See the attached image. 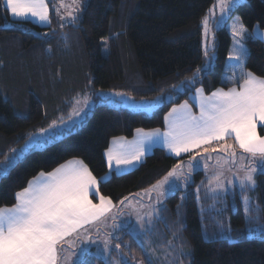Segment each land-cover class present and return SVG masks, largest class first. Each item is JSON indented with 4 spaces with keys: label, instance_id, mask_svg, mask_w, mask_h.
I'll return each mask as SVG.
<instances>
[{
    "label": "trees",
    "instance_id": "obj_1",
    "mask_svg": "<svg viewBox=\"0 0 264 264\" xmlns=\"http://www.w3.org/2000/svg\"><path fill=\"white\" fill-rule=\"evenodd\" d=\"M215 1L82 0L77 24L60 28L51 13L50 29L11 20L0 0V160L10 149L22 147L29 134L67 119L77 95L89 93L95 103L71 134L33 148L0 178V207L14 204L15 193L39 172H49L69 159L83 160L99 180L108 172L103 153L112 138H130L137 128L162 129L165 114L172 106L189 101L190 93L166 101L152 115L100 102L92 93L153 100L190 77L204 62L201 19ZM231 16L241 17L249 31L256 25L264 31V0H245ZM103 39L107 56L102 53ZM216 43L215 68L195 86L207 94L230 86L222 83L231 45L226 26L216 33ZM246 45L250 50L246 70L264 76V43L249 40ZM188 159L189 155L173 158L155 148L137 168L121 175L111 173L109 182L100 184V194L118 206L122 199L147 190ZM255 178L254 190L243 193L250 201L253 228L264 225V174ZM202 181L207 184L203 171L194 173L193 183L170 194L158 211L154 230L164 231L159 236L160 246L167 251L165 264L176 257V264H264V240L241 235L248 225L239 187L221 201L212 199L205 186L197 199L195 189ZM181 194H186L183 203ZM218 221L225 228L230 224L231 242L218 238ZM155 234L148 236L154 250L162 252ZM118 235L116 242L131 245L130 252L124 249L127 257L146 264L141 245L127 234ZM117 251L113 250V257L120 259Z\"/></svg>",
    "mask_w": 264,
    "mask_h": 264
},
{
    "label": "snow or ice",
    "instance_id": "obj_2",
    "mask_svg": "<svg viewBox=\"0 0 264 264\" xmlns=\"http://www.w3.org/2000/svg\"><path fill=\"white\" fill-rule=\"evenodd\" d=\"M74 3L77 7L66 13L67 18L60 14L54 0H6V10L21 22L35 19L51 29L49 5L52 4L51 12L58 17V26L63 28L75 25L80 20L77 14L81 11L80 0H74ZM217 3L219 15L209 9L201 19L203 65L190 77L172 85L169 92H162L155 97L152 102L134 105L137 111L150 113L158 105L170 102L177 95L190 93L199 109L198 114L192 111L188 101H184L172 107L164 116V130L154 128L145 131L137 128L133 140L128 141L123 137L114 140L113 144L118 147L115 150L109 148L105 153L108 167L113 169L115 164L114 171L117 175L124 174L129 165L139 161L156 146L167 148L169 153L177 157L189 154L187 165L183 162L176 164L162 180L152 186L151 190L157 193V203L161 205L167 194H174L190 186L193 171L200 167L197 157L207 160L210 157L204 155L206 153H228L231 159L225 160L224 164H234L236 146L242 153L248 154V157L241 156V160L246 163L238 166L233 179H222L223 164L218 161L221 171L214 173V184L209 181V191L214 200L222 201L230 191L235 193L237 185L243 196L245 191L256 187V175L264 174V135L258 133V125L264 130V76H257L246 70L250 55L246 42H264V31L260 30L259 25L249 31L241 17L231 16L242 0H217ZM230 19L233 22L228 25L227 21ZM225 26L230 28L233 44L224 63L222 83L233 86L227 91L218 88L210 95H205L202 87L195 86L201 82L202 76L214 70L216 33ZM47 35L48 33H44V36ZM92 95L97 96L100 102L116 104L121 102L116 98L125 94L115 93L114 97H109L94 92ZM89 102L90 97L87 95L82 104L80 100L75 101L81 106L72 115L79 119L72 120L71 124L64 121L60 124L53 123L49 128L41 129L39 134H29L20 149L12 148L4 153L0 160V178L6 177L33 148L41 147L65 133L71 134V130L87 117ZM19 115L24 118L23 114ZM226 137L233 138L235 145L224 143L219 149L212 146L213 142L225 141ZM257 157L258 159H254ZM227 170L230 172L231 167ZM110 179L111 175L106 174L98 180L81 159L69 160L51 172H39L28 181L26 187L15 193L14 204L0 207V264H126L125 257L128 253L124 249L130 252L131 245L125 242L122 246L116 242L120 240L118 233L127 234L138 242L141 251L146 253V264H152L151 243L146 238L153 228V213L136 212L135 222L118 219L122 215L120 210L112 214L115 207L113 201L100 194V184L107 183ZM196 191L199 199L200 186H197ZM90 196L98 198L99 203H94ZM185 198L186 194H182V203ZM127 200L128 197H125L119 203L123 205ZM243 201L248 227L241 235L264 240V225L251 227L249 198L243 196ZM129 206L131 207L130 202ZM181 206L182 204L177 206L178 213ZM108 219L111 220V231H106L103 236L98 228L94 235L86 227L97 222L104 223ZM217 223L221 228L218 238L231 242L230 224L225 228L222 222ZM114 249L119 250L116 252V256L120 257L118 261L113 257Z\"/></svg>",
    "mask_w": 264,
    "mask_h": 264
},
{
    "label": "rangeland",
    "instance_id": "obj_3",
    "mask_svg": "<svg viewBox=\"0 0 264 264\" xmlns=\"http://www.w3.org/2000/svg\"><path fill=\"white\" fill-rule=\"evenodd\" d=\"M245 0H242V3L244 2ZM241 3V4H242ZM74 4V2L73 1H69V4L68 3H66L64 6V15H65V17L67 18V16H66V13L68 12V11H70L71 10V7H72V5ZM80 4H82V0H80ZM209 9H212L213 11H215L216 12V14L217 15H219V8H218V3H217V0L215 1V3L209 8ZM209 11V10H208ZM57 21H58V17H57ZM102 42H103V48H102V53H103V56H107V54H108V48H107V45H106V40L105 39H103L102 40ZM201 47H202V36H201ZM105 49H107V51L105 50ZM102 93V92H101ZM111 94H115V93H113V92H110ZM105 96V95H104ZM77 98V97H76ZM76 98H74L73 99V101H72V106H71V109H72V112H71V115L70 116H68V118L67 119H65V120H63L64 122H66V123H68V124H71V122H72V120H74V119H79L78 117H75V116H73L72 114H73V112L77 109V108H79L80 106L79 105H77L76 103H75V101L76 100H78V99H76ZM116 99H120L121 100V102L120 103H116L117 105H121V106H123V107H126V108H128V109H130V110H132V111H137L136 109H135V107H134V105H140V104H144V103H149V102H152L153 100H135V99H133L132 97H130L129 95H123L122 97H119V98H116ZM168 102V101H167ZM162 104H160V105H158L154 110H156L158 107H160ZM90 109H89V111L94 107V104H92V101L90 100ZM154 112V111H153ZM153 112H150V114L149 115H152V113ZM145 113V112H144ZM146 114H148V113H146ZM81 115H83V113H81ZM79 125H81V124H79ZM74 129H76L75 127L72 129V130H74ZM39 132L40 131H38V132H35V133H37V134H39ZM54 139V138H53ZM53 141V140H52ZM51 141V142H52ZM51 142H49V143H51ZM25 143V142H24ZM24 143H23V145H24ZM22 145V146H23ZM44 146V145H43ZM42 146V147H43ZM41 147V148H42ZM219 147L220 146H216V148L217 149H219ZM21 148V147H20ZM20 148H16V149H20ZM39 149V148H38ZM209 154V153H208ZM211 156H210V158L209 159H207V160H201L200 159V167L198 168V169H196L195 171H193V173H192V183H193V174L194 173H196V172H198V171H203V173L206 175V181H207V184L205 185V184H200L199 186H201L200 187V190L202 189V188H205V186H206V188H207V191L210 193V195L212 196V193L209 191V188H210V185H209V181L211 180L212 181V183L214 184L215 183V181L213 180V175H214V173H216V172H218V171H221V168L218 166V161H220V163L221 164H223V171H224V177H222V179H224L225 177L227 178V179H233V173H235V172H237V170H238V166H240L241 164H244V163H246V161H243V160H241V156H242V154L241 153H238V152H236V157H235V162H234V164H224V161L225 160H229V159H231L230 158V156L228 155V153H225V152H221V151H217V152H215V153H213V154H210ZM214 155V156H213ZM245 157V156H244ZM256 159H258V158H256ZM205 165H207V167H205ZM229 167H231V171L229 172L227 169L229 168ZM242 174V173H241ZM163 179V178H162ZM161 179V180H162ZM191 183V184H192ZM156 184V183H155ZM154 184V185H155ZM190 184V185H191ZM237 187H239L238 185H237ZM183 190H185V189H183ZM197 189H195V192H196V194H197V191H196ZM144 191H146V190H144ZM143 192V191H142ZM150 193V194H149ZM170 194H167L166 196H164L163 197V199H162V206H163V203H164V201H165V199L169 196ZM182 195V194H181ZM140 197H141V195H140ZM143 206V208L142 209H140V210H135L136 208H134L133 207V210H132V208H130L129 207V205L126 207V208H124L125 209V212H123V216H125L126 217V219L127 220H132L133 222H135V213L136 212H139V213H141V214H143V213H145V212H152L153 213V217H154V219H153V228H152V231H151V235H154V236H156V234H155V232H157V244H158V246H160L161 245V241H160V236L159 235H162V234H160V233H163L164 234V231H162V232H160L158 229H157V227L155 228V230H154V222H155V220L157 219V217H158V211L160 210V208H161V204L160 203H157V193L156 192H153L152 190H150V191H148V194H144V195H142V201H141V204H139V207H142ZM156 210V211H153V210ZM155 231V232H154ZM146 239H148L149 241H150V243H151V249H150V258H151V261H152V264H159V263H161V264H165V262L166 261H168V256H166L167 255V251H165L164 249H163V247L162 246H160L161 247V249H162V252L160 251H158V250H154V248H153V245H152V242H151V240H150V238H149V236L146 238ZM165 240H167V239H165ZM119 251V250H118ZM145 255H146V253H144ZM174 258V257H173ZM117 261L119 260V258L117 259V258H115ZM171 259V258H170ZM125 260H126V264H143V262L141 261V260H138L137 258H132V259H129V257H125ZM173 261V262H172ZM170 260V263H168V264H171V262H172V264H176L177 263V257L174 259V260Z\"/></svg>",
    "mask_w": 264,
    "mask_h": 264
},
{
    "label": "crops",
    "instance_id": "obj_4",
    "mask_svg": "<svg viewBox=\"0 0 264 264\" xmlns=\"http://www.w3.org/2000/svg\"><path fill=\"white\" fill-rule=\"evenodd\" d=\"M69 1H73L74 2V0H54V4H55V7H57V8H59L60 9V14L61 15H64V5L66 4V3H68L69 4ZM2 4H3V6L5 7V9H6V0H2ZM61 5H63V7H61ZM52 7H53V5L52 4H50L49 5V8H50V15H51V13H52V15L56 18V20H57V16L55 15V13L54 12H51V9H52ZM77 7V4L76 3H74L73 5H72V7H71V10H74L75 8ZM80 7H81V4H80ZM63 10V11H62ZM70 10V11H71ZM7 11V13H8V16L10 17V19L11 20H14V21H19L17 18H14V17H12V15H11V13H10V11H8V10H6ZM54 13V14H53ZM78 14V13H77ZM234 18V17H233ZM28 22H31L32 24H35V25H37V26H40V27H47V25H45V24H42V23H38L35 19H30V20H28ZM233 21L230 19V20H228L227 21V24L228 25H230L231 23H232ZM227 27V26H226ZM227 29H228V31L230 32V28L229 27H227ZM261 30V29H260ZM261 31H263V30H261ZM231 35V34H230ZM264 43V42H263ZM232 44H233V40H232V37H231V45H230V48L232 47ZM229 48V49H230ZM233 85L232 84H230V86L229 87H232ZM228 87V88H229ZM228 88H226V89H224L225 91H227V89ZM195 91V89L193 90V92ZM204 93H205V91H204ZM101 94H103V95H105V96H109V97H114V95L113 94H111V93H107V92H102ZM211 93H209V94H207V93H205V95H210ZM85 95H87L88 97H90V100L92 101V104H95L94 103V100L92 99V97H91V95L89 94V93H83V94H79V95H77L75 98L76 99H78V100H80L81 101V104L83 103V98H84V96ZM189 101H188V103H189V105H190V107H191V109H192V111L194 112V113H197L198 114V111H199V109H198V107H197V104H196V102L193 100V98H192V96H191V94L189 95ZM184 102V101H183ZM183 102H181L180 104H182ZM111 104H113V103H111ZM113 105H117V104H113ZM179 105V104H178ZM79 106H81V105H79ZM118 106V105H117ZM119 106H121V105H119ZM174 106H177V105H174ZM174 106H172V107H174ZM123 107V106H122ZM171 107V108H172ZM91 107H90V102H89V107H88V109H86V111H88V113H89V109H90ZM124 108H126V107H124ZM170 108V109H171ZM126 109H128V108H126ZM169 109V110H170ZM128 110H130V109H128ZM130 111H132V110H130ZM154 111V110H153ZM152 111V112H153ZM71 112H72V109H71V111H70V114H69V116L71 115ZM133 112H141V111H133ZM168 113V112H167ZM166 113V114H167ZM148 114H150V113H148ZM165 114V115H166ZM86 118V117H85ZM60 120L58 121V120H56V121H53V122H51L49 125H51V124H53V123H57V124H60ZM81 124V123H80ZM79 125V124H78ZM77 125V126H78ZM77 126H75V127H77ZM47 128H49V126L47 127ZM47 128H45V129H47ZM164 128H165V125H164V127L161 129V130H164ZM259 129H261L260 128V126L258 125V133H259ZM39 131H41V130H39ZM50 131H51V129H50ZM145 131H148V130H145ZM38 132V131H37ZM40 133V132H39ZM260 134V133H259ZM260 135H264V130H263V133L262 134H260ZM134 136H135V132H134V134H133V136L132 137H130V138H125V137H123L125 140H128V141H131V140H133V138H134ZM119 138H121V137H115V138H112L111 140H110V142H109V145H108V147H107V149L104 151V153H103V157H104V160H105V164H106V167H107V174H111V173H115V171H114V168H115V164H113V169H110L109 167H108V164H107V157H106V155H105V153L107 152V150L109 149V148H112L113 150H115L118 146L117 145H114L113 144V141L114 140H117V139H119ZM52 140V139H51ZM50 140V141H51ZM50 141H48V142H50ZM224 143H228V144H232V145H235V140L233 139V138H225V141H220V142H213V147H216V146H220L221 144H224ZM46 144V143H45ZM155 148H161V149H163L164 150V152L167 154V155H169V156H171V157H173V158H181V157H183V156H187V155H189V154H181V156L180 157H177V156H175L174 154H171V153H169L168 152V150H167V148H163V147H160V146H156V147H154L153 149H155ZM153 149H151L149 152H147V153H145V155L139 160V161H134V164L133 165H129L128 167H127V171L126 172H129V171H131V170H133V169H135V168H137L143 161H144V158H145V156L147 155V154H149ZM235 151L236 152H238V153H241L243 156H245V157H248V154H246V153H242L241 152V150L238 148V146H236L235 147ZM213 153H215V152H211V153H206V154H204V155H208L209 157L211 156L210 154H213ZM214 156V155H213ZM258 158V157H257ZM74 159H76V158H74ZM197 159H201L200 157H197ZM254 159H256V158H254ZM69 160H72V159H69ZM69 160H67V161H69ZM201 160H204V159H201ZM67 161H65V162H67ZM65 162H63V163H65ZM62 163V164H63ZM187 163H188V161H186V162H184V164L185 165H187ZM59 166V165H58ZM57 166V167H58ZM57 167H55V168H57ZM54 168V169H55ZM53 169V170H54ZM53 170H51V171H53ZM51 171H49V172H51ZM125 172V173H126ZM116 174V173H115ZM37 176V175H36ZM35 176V177H36ZM33 179V178H32ZM27 186V185H26ZM152 189V186L150 187V188H148L146 191H143V192H140V193H138L137 195H135V196H132V197H130V198H128V200L127 201H125V203L123 204V205H121V204H119L118 206L117 205H115L114 203V205H115V207L112 209V214H116L117 213V210L119 209L120 210V212L122 213V215L121 216H119L118 217V219H125V220H127L126 219V217L125 216H123V212H125V209L124 208H126L128 205H129V202H130V204H131V207L130 208H132V210H133V207L134 208H136L135 210H140V209H142L143 208V206L142 207H139V204H141V201H142V195H144L145 193L146 194H148V191H150ZM150 194V193H149ZM140 195H141V197H140ZM90 198H92L93 199V202L94 203H99V200H98V198H96V197H91L90 196ZM111 225V220L110 219H108L107 221H105L104 223H100V222H97L96 224H94V225H87L86 227L87 228H89L90 230H92V232H93V234L95 235V230L98 228L99 229V232H100V235L101 236H103V234L106 232V231H111V228L109 227ZM69 239H71V238H69Z\"/></svg>",
    "mask_w": 264,
    "mask_h": 264
}]
</instances>
